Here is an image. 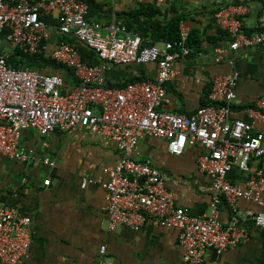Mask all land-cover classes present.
<instances>
[{"label":"built area","instance_id":"obj_1","mask_svg":"<svg viewBox=\"0 0 264 264\" xmlns=\"http://www.w3.org/2000/svg\"><path fill=\"white\" fill-rule=\"evenodd\" d=\"M217 1L215 22L227 32L230 42L214 47L212 57L216 63L226 62L230 69L213 76L207 103L187 114L163 108L168 102L165 85L175 75L174 62L203 54L186 44V30L181 29L178 39L142 45L140 34L125 24L113 19L107 25L90 20L85 0H0V158L27 160L19 138L29 128L46 135L81 127L113 141L120 157L103 168L106 179L101 181L106 190L108 229L119 225L138 229L149 219L176 228L183 249L182 264H200L207 249L221 253L247 240L248 229L235 207L238 199L254 201L260 207L249 211L248 218L264 230V133L253 129L256 122H264V95L257 97L253 106L241 109L248 119L237 116L232 102L239 71L233 66V58L227 56L229 50L264 44V25L258 32L244 31L242 17L249 0ZM48 17L52 22L46 20ZM50 30L93 49L101 63L85 62L66 39L50 40ZM5 45L11 51L41 52L71 68L76 85L67 87L59 74L9 64L10 51ZM149 62L156 65L152 78L112 85L105 76L109 65ZM143 135L165 139L168 152L174 155L181 154L186 146L202 148L196 161L198 169L211 178L207 213L194 214L176 204L166 186V176L150 159L132 158ZM253 159L257 165L251 171ZM43 163L53 165L47 158ZM234 167L249 173L243 185L227 179ZM91 182L94 179L85 175L80 185ZM222 200L233 213L226 224L218 214ZM31 244V217L0 205V264H20L29 256ZM105 250V245L99 247L101 255ZM99 264L116 263L103 257Z\"/></svg>","mask_w":264,"mask_h":264},{"label":"crops","instance_id":"obj_2","mask_svg":"<svg viewBox=\"0 0 264 264\" xmlns=\"http://www.w3.org/2000/svg\"><path fill=\"white\" fill-rule=\"evenodd\" d=\"M218 6L217 0H93L89 19L102 25L112 19L132 24L146 39H151L173 16L181 15L180 31L194 32L203 54H191L174 62L175 75L165 85L168 102L163 108L189 114L207 103L213 76L230 69L226 62L216 63L212 57L214 47L230 42V36L215 22ZM247 6L242 17L244 31L262 30L264 0H249ZM50 34V40L57 39L56 33ZM227 56L233 58V66L239 71L232 107L238 117L248 119L241 109L253 106L257 97L264 95V44L229 50ZM50 72L61 75L67 87L76 85L67 72ZM155 74L153 62L115 64L105 70L112 85L131 78H152ZM253 129L264 133V122H256ZM19 146L27 160L0 158V205L14 207L31 217L30 253L20 264H99L103 257L116 264H182L183 249L176 228L149 219L138 229L126 225L108 229L106 190L101 181L106 179L103 168L120 157L113 141L81 127L69 133L55 130L46 135L29 128L22 132ZM201 152L199 146H186L181 154L174 155L168 152L165 139L143 135L132 158L150 159L166 176V186L175 203L201 215L208 212L212 196L211 178L197 166ZM45 158L53 165L44 164ZM256 165L257 160L253 159L250 170ZM85 175L94 182L81 187ZM248 175L234 167L227 179L243 185ZM235 207L248 229L247 240L221 253L207 249L200 264H264V230L256 228L248 218L249 211L256 212L260 207L244 199H238ZM218 214L224 224L231 220L233 213L225 200L218 204ZM101 245L106 247L103 255L99 253Z\"/></svg>","mask_w":264,"mask_h":264},{"label":"trees","instance_id":"obj_3","mask_svg":"<svg viewBox=\"0 0 264 264\" xmlns=\"http://www.w3.org/2000/svg\"><path fill=\"white\" fill-rule=\"evenodd\" d=\"M85 1L88 3L89 10H90L93 6V0H85ZM181 19H182L181 15L173 16L165 26H161L160 30H157V33L155 35L153 34V36H151L152 37L151 39H146L145 35L142 34L137 28H134L132 24L127 23L125 25L129 30H134L140 34V36L142 38V45H151V44L158 42V41H161V40L171 41V40L178 39L180 37V26H179L180 24H179V22ZM46 20L52 22V20H50V17H48ZM55 35L58 39H66V40L70 41L71 43H73L75 45V47L77 48V50L80 52V55L85 62H87L89 64L101 63V60L98 58L97 53L93 49L87 47L83 43L75 41L72 38H69L66 36L61 37V35H59L58 33H56ZM186 44L194 50L200 49V47H201L200 39L192 31L187 32ZM7 62L9 64L15 65V66H18V65L28 66L30 68L36 69V70L43 72V73H51L50 69H56V70L60 69V70L67 72L72 77L74 82L76 83V79L73 76V70L71 68L64 66V65H61V64H57L54 60L45 56L41 52L29 54L27 52H23V51H20L18 49H14L9 53V55L7 57ZM133 80H136V79L131 78L127 81H133ZM208 93H209V91H208ZM208 93H207V95H208Z\"/></svg>","mask_w":264,"mask_h":264},{"label":"rangeland","instance_id":"obj_4","mask_svg":"<svg viewBox=\"0 0 264 264\" xmlns=\"http://www.w3.org/2000/svg\"><path fill=\"white\" fill-rule=\"evenodd\" d=\"M50 33H52V35H54L55 34V31L54 30H50ZM5 49L7 51H10L11 52V48L8 45H5Z\"/></svg>","mask_w":264,"mask_h":264}]
</instances>
